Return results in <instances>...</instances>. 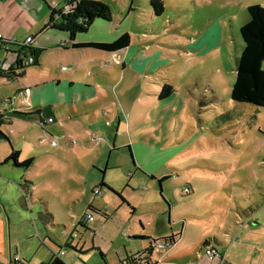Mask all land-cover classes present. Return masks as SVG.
<instances>
[{
    "label": "rangeland",
    "instance_id": "1",
    "mask_svg": "<svg viewBox=\"0 0 264 264\" xmlns=\"http://www.w3.org/2000/svg\"><path fill=\"white\" fill-rule=\"evenodd\" d=\"M47 1L54 10L67 5L65 0ZM100 1L112 7L113 22L99 25L86 40L109 43L131 30L138 51L123 52L126 70L112 62V54L69 49L56 41L57 34L40 36L51 19L43 0H0L5 40L22 45L30 34L40 36L38 50L44 43L61 45L42 51L41 67L29 69L30 82L39 84L38 105L31 99L32 107H38V123L10 126L16 151L27 149L33 152L27 157H35L24 177L30 203L37 205L31 220L38 260L30 264H48L61 249L66 264H122L144 252L152 255L153 239L137 235L166 246L172 232L184 237L162 250L174 259L160 264H179L180 257L187 264L188 254L200 260L192 264H205L211 261L205 239L221 238V221L233 208L236 213L243 208L235 194L249 181L257 189L264 180L259 166L264 112L232 100L244 49L241 28L249 19L248 8L264 7V0H163L165 13L155 17L151 0ZM144 64L146 69L140 68ZM99 65L112 78L105 79ZM64 66L69 72H62ZM67 75L75 77L73 87ZM165 83L175 92L160 100ZM30 88L28 84L32 95ZM10 96L13 102L18 99ZM50 117L57 122L44 131L41 118L49 123ZM28 125L33 127L30 135ZM48 137L45 145L39 144ZM53 141L57 148L51 147ZM103 178L129 205L101 187ZM98 188L102 194L94 195ZM192 190L194 197L187 198ZM87 213L96 222L86 229L79 221ZM68 242L72 245L66 247Z\"/></svg>",
    "mask_w": 264,
    "mask_h": 264
},
{
    "label": "crops",
    "instance_id": "2",
    "mask_svg": "<svg viewBox=\"0 0 264 264\" xmlns=\"http://www.w3.org/2000/svg\"><path fill=\"white\" fill-rule=\"evenodd\" d=\"M43 2L48 6L49 14L51 15V11L54 10V7L52 6V4H49L47 0H43ZM61 9L59 8L58 10L54 11L58 12ZM99 25H103V23L96 22L87 34H89L91 31H94L95 28L98 29ZM101 29L107 30V28L105 27H101ZM127 32L132 35L131 30L126 29V31H123L120 36ZM48 33L57 34L58 38H56V41H59L60 44L61 42H63V45L61 44L62 46H67L69 49L72 48L73 50H85L74 48V44L96 43L95 41H87V34L79 35L77 36L75 41H71L69 33L55 29H45L40 34V36L46 35ZM31 36L32 35L27 34L25 37V41ZM40 36L33 35V37H35V43L31 48L38 50L37 41L38 37ZM1 39L5 38L0 34V40ZM49 44L51 43H44L42 46H39V50L46 52L51 49L61 48V45L58 47L54 43L55 46L50 47L48 46ZM129 50H133V53H136L138 51V49H133V46H131L128 50L123 52H127ZM1 51L4 50H0V52ZM4 52L6 53V55H0V264H16L14 262V259L16 257L20 258L22 263L30 264L33 261L38 260V242L35 239L36 228L32 227L31 220V216H34L35 208L37 207V205L35 203H30L31 201L33 202V197L29 198L27 187L28 185L24 180L26 173H28V170L30 169L26 170L23 168H18L15 167L12 162L7 163L6 161L11 157L13 152L16 151L15 146H17L13 141L14 139L11 134L12 132L10 126L14 125L17 122L23 125L29 124V122H32L34 120L38 123V107H32L31 99H34V101H36L38 105V98H40V96H38L39 84L37 81H34L32 83L30 82L32 80H30L29 69H31L32 67H41L39 64L40 56L39 58H36L34 55H32L30 48L22 50L21 47H12V50L10 52ZM123 52L117 54H119V56L121 57L120 65L123 64V70H126L128 68L127 64H129V61L126 59V53L123 54ZM32 56L35 57L38 64L22 68L19 66L21 60L24 59L23 61H26L27 58ZM99 68L102 76H105V79L109 80L108 78H112V76L108 74L110 71L108 72L103 70L104 68L100 65ZM140 68L146 69L145 64L141 65ZM11 71H14V74L11 73ZM62 72H69V68L66 66L62 67ZM21 74L23 75L22 77L19 76ZM67 79L71 83L70 87H73L75 77H73V75H67ZM28 84L32 85V88H30L31 91L34 87L32 95L27 92ZM11 93L17 96L18 99L16 100V102H13L11 100ZM27 105L29 107H27ZM26 111H32L33 113L28 114L26 113ZM39 114L40 116L43 115L44 111H40ZM50 119L53 118L50 117L49 120ZM42 121L47 122L46 118H41V122ZM56 122L57 119L55 118V122L52 124H56ZM111 126L112 124H110V127ZM47 127L48 125L43 128V130L47 131ZM32 130L33 127L28 125L26 131H28L29 135ZM44 139L47 140V143L49 137ZM40 141L41 140H39L40 145L46 144H41ZM57 146H53L51 144L52 148H57ZM33 148H36V146L33 145ZM21 155L26 156L25 160L28 158H33L35 161L34 156H32V158L30 157L31 155H33V152H29V150L23 149V152L20 151L19 163H23L24 160L22 159ZM27 155L30 156L27 157ZM262 157H264V155H262ZM260 160L261 161L259 166L264 169V158H261ZM131 176L132 173H130V177ZM187 196V198L194 197L193 190L191 192V195ZM221 196L224 197L222 194ZM235 199L237 200V202L242 203L243 208L239 206L238 213H236L235 208H233L232 214L221 221V238L214 237L211 239H205L204 241V243L207 241L211 248L217 249L220 252L221 257L218 259L215 258L211 261L207 259L205 264H264V180L260 183L257 189L253 188L251 181L243 184L241 192L235 194ZM221 200V202L227 201L225 198ZM231 203L232 206H234V198H232ZM46 213L47 216H49L48 210H46ZM242 213H244L243 216ZM36 214L38 216V211ZM95 222L96 220L94 219V221L90 223ZM85 224L88 225V223ZM172 235H179V238L184 237V234L181 236V234H175L173 232L170 236ZM170 236H167L165 239L169 238ZM136 237L141 238L142 240H145V238H147L148 240H156V238L147 236L137 235ZM71 245L72 244L68 242L66 247ZM168 248H173V246ZM62 251L66 254V251L63 249H61L59 252H53L52 261L54 259H57L56 253H60ZM193 257L194 256H192V254L185 255V258H188L189 260L187 264H192L195 262L197 263L200 261ZM149 258L153 264H160L161 262H164V260L166 261L169 259H174V256L169 252L167 253L166 251H156V253L153 252ZM180 259L181 260H179L178 262L179 264H186L181 262V257ZM203 262L205 261L203 260Z\"/></svg>",
    "mask_w": 264,
    "mask_h": 264
},
{
    "label": "trees",
    "instance_id": "3",
    "mask_svg": "<svg viewBox=\"0 0 264 264\" xmlns=\"http://www.w3.org/2000/svg\"><path fill=\"white\" fill-rule=\"evenodd\" d=\"M65 3H74L76 4V7L72 10H66L65 8H63L58 12L52 10L50 22L45 29H55L67 32L70 35L71 41H75L77 36L79 35L87 34L96 22H101L103 24H112L113 22V9L110 5L103 1L65 0ZM150 3V11L152 12L153 17L162 16L165 13L166 6L163 0H151ZM248 18L249 19L246 24H244L241 28V37L244 42V49L237 64V78L232 90V100L235 103L255 106L258 112H261V110L264 109V7L261 5H253L249 7ZM132 40V35L127 32L111 43L96 42L88 44H74L73 47L76 49H95L98 51L114 54L128 50L132 46ZM21 48L22 50L30 48L32 55H34L36 58H39L42 52L41 50H36L31 47ZM0 50L10 52L3 48H0ZM36 64H38L37 61ZM13 72L14 71H11V73ZM19 76L22 77L23 75L21 74ZM174 92V87L168 83H165L160 100L169 99L171 96H173ZM43 122L45 121H42L41 123ZM19 155L20 152L14 151L11 157L8 158L6 162H12L15 167L18 168H23L26 170L30 169L34 164V159L32 158L27 160L26 162L19 163ZM103 175L105 176V172H103ZM152 179L156 178L152 177ZM166 180L167 178L160 180L159 184L162 185V183H164ZM101 187H107L110 192L117 194L125 204L129 205L127 200L123 198L121 194L116 193L113 189L109 188L105 184L104 178L103 182L101 183ZM97 190L102 193V190L98 188L94 190V195H96L95 191ZM188 195H191V192ZM132 210L133 213L136 212L135 209L132 208ZM86 216L93 217V215L88 213ZM79 225L85 226L86 224L84 220H81L79 221ZM135 238L137 239L138 237ZM178 238L179 235H172L167 238V246H174L177 243ZM153 242L158 241L153 239ZM203 247L205 252L211 248L207 241L204 243ZM92 249L99 251L101 256L104 258V254L99 248L93 247ZM149 252L150 254L154 252L152 244ZM145 253L146 252H144L143 254L145 255ZM81 254L83 253L81 252ZM143 254H138L135 257H140ZM135 257H133L132 259L129 258L128 262H124L122 264H132V260ZM146 261L147 264H153L149 257H147ZM49 264L66 263L61 259H54Z\"/></svg>",
    "mask_w": 264,
    "mask_h": 264
},
{
    "label": "built area",
    "instance_id": "4",
    "mask_svg": "<svg viewBox=\"0 0 264 264\" xmlns=\"http://www.w3.org/2000/svg\"><path fill=\"white\" fill-rule=\"evenodd\" d=\"M76 7V4L74 3H70V4H67L65 9L66 10H72ZM35 43V38L33 36L29 37L25 42L24 44H20L18 43L17 41H7L5 39H2L1 40V44H0V48H3L5 50H8V51H11L12 50V47H32ZM24 60V59H23ZM21 60V62L19 63L20 67H29V66H33L36 64V59L34 56L32 57H29L26 59V61H23ZM113 63H116V64H120L121 63V57L119 56V54L115 53L113 55V60H112ZM106 66H111V62L110 63H107ZM54 123V119H50L49 123L47 122H43V123H40V126L41 127H46L47 124H52ZM107 125L110 126V123L107 122ZM46 139H41L40 143L41 144H44L46 143ZM52 145L53 146H57V142L56 141H53L52 142ZM96 195H101L102 193L97 190L95 191ZM190 193V192H189ZM188 193V194H189ZM82 220H84L85 223H90V222H93L94 221V217L92 216H86L84 217ZM78 235H76L75 237H77ZM154 244H157V246H154ZM153 247V251L154 249L157 250V251H162L164 250L167 246L163 244V243H159V242H155L153 243L152 245ZM207 255L210 257L211 260H214L215 258L217 257H221V254L218 250L214 249V248H210L206 251ZM65 255V252H60V253H56V256H57V259H62V257ZM135 257V256H134ZM147 256H146V253L145 255H141L140 257H135L133 260H132V264H147ZM14 262L16 264H24L22 263L21 259L16 257L14 259Z\"/></svg>",
    "mask_w": 264,
    "mask_h": 264
}]
</instances>
